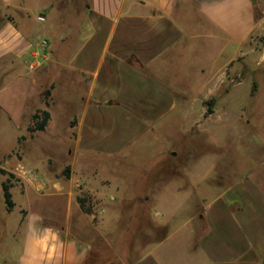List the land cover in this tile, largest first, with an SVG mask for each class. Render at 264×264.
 Wrapping results in <instances>:
<instances>
[{
	"label": "crops",
	"instance_id": "crops-1",
	"mask_svg": "<svg viewBox=\"0 0 264 264\" xmlns=\"http://www.w3.org/2000/svg\"><path fill=\"white\" fill-rule=\"evenodd\" d=\"M258 1L0 0V143L7 126L30 121L41 108L33 101L51 90L46 131L56 117L65 125L76 119L79 149L89 143L94 156H118L157 128L166 109L182 107L186 97L173 77L178 70L191 77L196 42L224 52L254 34ZM2 170L15 175L13 167ZM247 174L135 259H122L115 245L111 252L120 264H264V194ZM53 187L62 192L51 197L67 205L60 221L27 210L12 219L13 194L11 211L5 198L0 203V264H117L102 250L111 232L73 228V194Z\"/></svg>",
	"mask_w": 264,
	"mask_h": 264
},
{
	"label": "rangeland",
	"instance_id": "rangeland-1",
	"mask_svg": "<svg viewBox=\"0 0 264 264\" xmlns=\"http://www.w3.org/2000/svg\"><path fill=\"white\" fill-rule=\"evenodd\" d=\"M256 10L257 29L239 48L223 46L221 52L215 42H196L191 77L179 70L173 77L186 97L182 107L166 109L157 128L116 157L94 156L87 150L93 148L89 143L82 146L84 151L79 149L73 133L76 119L65 125L56 117L47 131L36 133L29 132L32 119L7 126L0 143V169L13 167L15 174L19 164L25 165L38 172L44 185L38 191L14 175L11 182L21 194L12 191L17 205L12 219L27 210L48 222L60 221L67 205L51 197L62 192L53 187L60 183L73 194L72 227L111 232V245L102 242L103 252L114 259L115 245L122 259L126 253L135 259L195 218L222 186L247 173L264 194V0ZM33 102L41 107L37 111L47 110L45 104ZM8 178L0 174V203L2 183Z\"/></svg>",
	"mask_w": 264,
	"mask_h": 264
},
{
	"label": "trees",
	"instance_id": "trees-1",
	"mask_svg": "<svg viewBox=\"0 0 264 264\" xmlns=\"http://www.w3.org/2000/svg\"><path fill=\"white\" fill-rule=\"evenodd\" d=\"M50 97H51V90H47L44 94V104L46 107L50 106ZM214 101L210 102L209 104H213ZM213 113V109L209 108L207 115H211ZM51 115L47 110L43 111H37L33 117V126L29 128L30 133H36V132H44L48 126V123L50 121ZM3 175H8L7 181L3 184V190H4V198L6 205L8 207V211H11L14 208V202L12 200V194L10 192L11 189V179L14 178L15 176L13 174H8L4 170L1 171ZM78 202L80 203L81 207H84V200L78 199ZM88 213H92L89 211Z\"/></svg>",
	"mask_w": 264,
	"mask_h": 264
},
{
	"label": "built area",
	"instance_id": "built-area-1",
	"mask_svg": "<svg viewBox=\"0 0 264 264\" xmlns=\"http://www.w3.org/2000/svg\"><path fill=\"white\" fill-rule=\"evenodd\" d=\"M39 20L44 21V18L41 17L39 18ZM44 44H46V42H44ZM15 175L21 177L23 180H25L26 183H28L38 191L44 189V185L40 180L38 172L33 170L32 168L19 164L16 167Z\"/></svg>",
	"mask_w": 264,
	"mask_h": 264
}]
</instances>
